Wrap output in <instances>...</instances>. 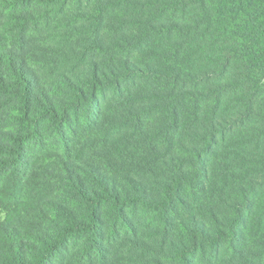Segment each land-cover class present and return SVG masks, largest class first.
<instances>
[{"label": "trees", "instance_id": "obj_1", "mask_svg": "<svg viewBox=\"0 0 264 264\" xmlns=\"http://www.w3.org/2000/svg\"><path fill=\"white\" fill-rule=\"evenodd\" d=\"M0 264H264V0H0Z\"/></svg>", "mask_w": 264, "mask_h": 264}]
</instances>
